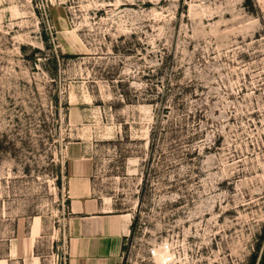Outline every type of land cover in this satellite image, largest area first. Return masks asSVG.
<instances>
[{
  "label": "rangeland",
  "instance_id": "1",
  "mask_svg": "<svg viewBox=\"0 0 264 264\" xmlns=\"http://www.w3.org/2000/svg\"><path fill=\"white\" fill-rule=\"evenodd\" d=\"M75 159L120 264H264V0H0V264H63Z\"/></svg>",
  "mask_w": 264,
  "mask_h": 264
},
{
  "label": "crops",
  "instance_id": "2",
  "mask_svg": "<svg viewBox=\"0 0 264 264\" xmlns=\"http://www.w3.org/2000/svg\"><path fill=\"white\" fill-rule=\"evenodd\" d=\"M67 170L69 219L63 264H120L131 214L113 212L93 195L88 162L75 159Z\"/></svg>",
  "mask_w": 264,
  "mask_h": 264
},
{
  "label": "built area",
  "instance_id": "3",
  "mask_svg": "<svg viewBox=\"0 0 264 264\" xmlns=\"http://www.w3.org/2000/svg\"><path fill=\"white\" fill-rule=\"evenodd\" d=\"M168 246L169 244L167 242H162L160 244L156 245H152L150 247L147 248V255L148 257L153 258L155 256V253L157 251V248L159 247L162 250H168ZM169 259L167 258L166 261H168ZM166 262H162V264H165Z\"/></svg>",
  "mask_w": 264,
  "mask_h": 264
},
{
  "label": "bare ground",
  "instance_id": "4",
  "mask_svg": "<svg viewBox=\"0 0 264 264\" xmlns=\"http://www.w3.org/2000/svg\"><path fill=\"white\" fill-rule=\"evenodd\" d=\"M168 252V251H167ZM170 255L168 253H161L159 252L158 256L156 257L159 261H165L166 258H169Z\"/></svg>",
  "mask_w": 264,
  "mask_h": 264
},
{
  "label": "trees",
  "instance_id": "5",
  "mask_svg": "<svg viewBox=\"0 0 264 264\" xmlns=\"http://www.w3.org/2000/svg\"><path fill=\"white\" fill-rule=\"evenodd\" d=\"M133 224H134V221L131 222V226H130V234L132 233V228H133ZM262 259H261V264H262Z\"/></svg>",
  "mask_w": 264,
  "mask_h": 264
}]
</instances>
